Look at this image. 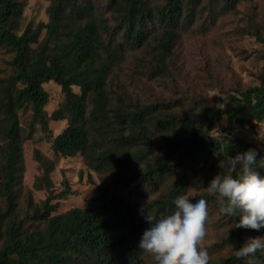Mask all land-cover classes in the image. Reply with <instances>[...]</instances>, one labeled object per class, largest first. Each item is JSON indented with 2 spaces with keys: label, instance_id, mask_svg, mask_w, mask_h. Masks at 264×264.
I'll return each instance as SVG.
<instances>
[{
  "label": "trees",
  "instance_id": "trees-1",
  "mask_svg": "<svg viewBox=\"0 0 264 264\" xmlns=\"http://www.w3.org/2000/svg\"><path fill=\"white\" fill-rule=\"evenodd\" d=\"M29 1L0 0V264H154L138 248L149 227L143 214L166 215L178 191L207 201L205 230L217 234L201 246L208 264H246L229 245L264 236V228H233L216 197L194 187L205 188L227 156L255 149L264 157V134L257 143L233 134L264 122V67L216 108L183 95L191 72L176 60L185 37L237 17L243 4L253 14L235 28L264 45V0H43L45 21L27 20ZM49 82L61 92L50 115ZM222 120L223 133L213 135ZM59 121L66 126L53 135L49 124ZM38 132L52 153L33 155V189L46 193L40 202L23 184L24 144ZM75 157L102 185L87 206L61 212L72 190L64 180L56 193L51 174ZM256 256L264 264V251Z\"/></svg>",
  "mask_w": 264,
  "mask_h": 264
},
{
  "label": "rangeland",
  "instance_id": "rangeland-1",
  "mask_svg": "<svg viewBox=\"0 0 264 264\" xmlns=\"http://www.w3.org/2000/svg\"><path fill=\"white\" fill-rule=\"evenodd\" d=\"M43 0H30L25 10L28 19L46 20ZM259 10L264 12V2L258 3ZM253 12L249 4L239 7L238 16H230L226 21L216 24H206L198 35L185 37L179 44L176 62L182 70L185 68L191 72L189 89L181 91L189 99L203 100L209 105L220 108L223 105L226 92L231 93L232 88H239L256 83V73L264 67V59L258 55L264 52V45L259 43L255 36L239 33L236 25L246 26L249 15ZM260 20V18H257ZM49 96V102L45 111L50 115L58 107L61 100L59 86L53 82L44 85ZM188 99V100H189ZM66 126L65 121L50 122L49 127L53 135L60 133ZM224 120L216 122L212 127V134L223 133ZM233 134L248 142L257 143L260 136L264 134V122L255 126L252 130L248 127H235ZM38 150L43 156L51 158L50 144L43 135L38 132L35 139L24 144L25 174L23 184L32 190L34 200L40 202L45 199L44 191L33 189L35 177L39 174L37 163L33 155ZM72 190L67 198L60 200V211L64 212L76 206H87L88 201L96 197L102 185V179L96 174H90L86 170L81 157L62 158L58 161L51 174L53 190L59 193L65 186L63 181ZM217 240V234L206 231L201 246L209 245ZM223 252L214 254V257L222 255Z\"/></svg>",
  "mask_w": 264,
  "mask_h": 264
},
{
  "label": "clouds",
  "instance_id": "clouds-1",
  "mask_svg": "<svg viewBox=\"0 0 264 264\" xmlns=\"http://www.w3.org/2000/svg\"><path fill=\"white\" fill-rule=\"evenodd\" d=\"M262 160L264 157L257 160L255 149L227 156V161L218 162L222 171L205 188L194 187L216 197L218 213L235 218L233 228L256 231L264 228V175L257 170ZM260 166L264 167V163ZM226 168L238 170V174L235 177L225 174ZM181 193L173 196L172 207L161 218L143 214L149 227L142 233L138 248L153 257L154 264H208V253L201 247L206 235L207 201ZM229 246L246 264H257L256 254L264 251V236L249 237L239 247Z\"/></svg>",
  "mask_w": 264,
  "mask_h": 264
}]
</instances>
